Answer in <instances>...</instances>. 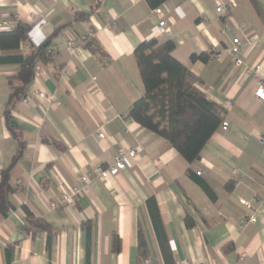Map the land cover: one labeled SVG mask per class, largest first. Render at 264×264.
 Here are the masks:
<instances>
[{
  "label": "crops",
  "instance_id": "0c3cea01",
  "mask_svg": "<svg viewBox=\"0 0 264 264\" xmlns=\"http://www.w3.org/2000/svg\"><path fill=\"white\" fill-rule=\"evenodd\" d=\"M219 4L227 10L216 11ZM159 7L170 36L158 17L148 15L146 0H0V31L6 30L2 20L13 14L30 27L33 44L61 28L47 42L53 61L30 84L44 96L20 99L10 112L25 145L11 170L14 208L0 215V264H140L139 225L154 264H264V100L255 95L264 83V0H166ZM78 12L89 15L75 20ZM88 31L93 35L80 56L70 55L66 39ZM233 35L242 43L239 65L226 50ZM149 38L174 43L172 55L200 79L199 88L223 108L228 122L191 163L128 115L144 93L133 51ZM213 51L219 58H190ZM8 53L15 52L0 51ZM17 69L0 64V171L16 153L3 111L7 80ZM119 146L136 149L124 170L92 179L74 205L51 207L78 174L112 163ZM149 197L156 207L148 206ZM23 205L51 226L49 250L46 232H28ZM186 213L194 220L190 228ZM150 215H160L159 234ZM251 215L255 221L240 223ZM114 232L117 251L111 246Z\"/></svg>",
  "mask_w": 264,
  "mask_h": 264
},
{
  "label": "trees",
  "instance_id": "16d2710c",
  "mask_svg": "<svg viewBox=\"0 0 264 264\" xmlns=\"http://www.w3.org/2000/svg\"><path fill=\"white\" fill-rule=\"evenodd\" d=\"M166 0H146L151 8L157 7ZM89 13H75V20L85 18ZM61 28H55L53 33L37 44L29 39L30 27L22 22H15L10 29L0 31V51L15 53L0 54V64H15L17 72L9 77V94L3 111L6 126L15 139L16 153L8 165L0 171V215L14 208L10 199L14 186L11 183V170L19 158L25 145L20 132L11 120L10 112L14 103L22 99L28 92L35 71L34 65L43 68L53 61L50 44L47 43L51 36L56 35ZM91 38L86 39V43ZM84 42V43H85ZM174 43L168 39L163 42L156 38H149L138 44L133 56L140 74L144 88L143 95L135 100L128 110V115L168 142L189 163L200 157L206 141L220 127L224 120L223 108L210 99L202 91L198 83L200 79L190 68L172 55ZM94 53L102 55L98 47L93 48ZM207 54H192L191 60L196 58L207 60ZM62 65L56 67L58 72ZM186 173L192 177L212 200L216 198L215 192L197 175L189 170ZM233 182L225 184L226 189H231ZM156 207L153 197L146 201ZM27 222V230L33 235L37 231L46 232V248L51 247V238L54 234L49 223L42 217L35 215L27 206L23 205ZM153 226L159 234V223L162 225L160 215H150ZM186 227L194 225L193 218L186 213L184 216ZM111 246L114 251L120 247V239L114 232L111 236ZM137 246L140 254V264L148 256L147 241L142 227L137 228ZM9 250H7L8 254ZM89 253V251L87 252Z\"/></svg>",
  "mask_w": 264,
  "mask_h": 264
},
{
  "label": "built area",
  "instance_id": "2783aa9c",
  "mask_svg": "<svg viewBox=\"0 0 264 264\" xmlns=\"http://www.w3.org/2000/svg\"><path fill=\"white\" fill-rule=\"evenodd\" d=\"M227 10V6L223 4H219L216 7V11L218 12H225ZM35 14H38L35 12ZM149 16L158 17V26L163 28L168 36L171 35V31L166 27V21L160 18L161 15V8L159 6L151 8ZM18 22V16L16 14L11 15L10 19H4L1 22L3 28L10 29L12 24ZM244 25L241 24L240 28L243 29ZM93 35L92 31H88L84 35L73 38L69 37L66 39V47L70 53V55L79 57L82 52V44L86 41V39L90 38ZM241 41L238 36L233 35L231 39V45L226 49L227 53L229 54L232 62L235 65H239L240 62V53H241ZM220 53L213 51L209 53V58L217 59L219 58ZM258 68V65L254 67H245L244 73L249 74L252 70ZM35 76L39 74L45 73V69L39 65H34ZM95 77H92L94 80ZM29 95H36L37 97H43L44 93L37 91L36 88H29L27 94L22 98L24 101H29ZM255 95L257 98L264 100V83H260L258 87L255 89ZM222 129H227L228 122L223 120L220 124ZM98 138L104 137V132L99 131L97 132ZM260 142L264 145V138H260ZM136 149L134 148H126L124 146H119L114 154L113 161L109 165L102 166L96 165L92 167L90 170L82 172L78 174L77 181L74 185L66 188L65 190L61 191L59 199L55 202L50 203L51 207H57L58 205L67 204V205H74L76 199L81 196L82 194L88 191L89 182L92 179H105L108 176L117 175L120 171L124 170L126 167L125 158L127 156H135ZM199 174V172H197ZM244 204L248 207L251 206L249 202H244ZM256 217L254 215L245 216L240 219V223L245 224L248 221H255ZM141 264H154V261L150 257H146L142 260Z\"/></svg>",
  "mask_w": 264,
  "mask_h": 264
},
{
  "label": "water",
  "instance_id": "95a60500",
  "mask_svg": "<svg viewBox=\"0 0 264 264\" xmlns=\"http://www.w3.org/2000/svg\"><path fill=\"white\" fill-rule=\"evenodd\" d=\"M88 45H89V43H88Z\"/></svg>",
  "mask_w": 264,
  "mask_h": 264
}]
</instances>
